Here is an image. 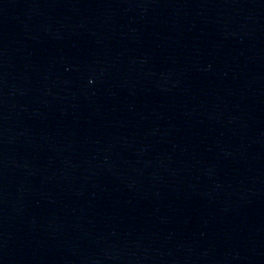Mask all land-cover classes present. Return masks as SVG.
Masks as SVG:
<instances>
[{
	"label": "water",
	"instance_id": "obj_1",
	"mask_svg": "<svg viewBox=\"0 0 264 264\" xmlns=\"http://www.w3.org/2000/svg\"><path fill=\"white\" fill-rule=\"evenodd\" d=\"M0 264H264V0H0Z\"/></svg>",
	"mask_w": 264,
	"mask_h": 264
}]
</instances>
